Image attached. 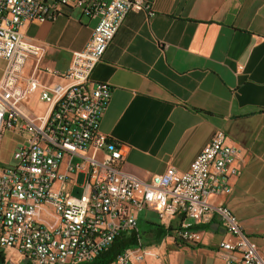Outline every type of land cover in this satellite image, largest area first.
<instances>
[{"label":"built area","instance_id":"2783aa9c","mask_svg":"<svg viewBox=\"0 0 264 264\" xmlns=\"http://www.w3.org/2000/svg\"><path fill=\"white\" fill-rule=\"evenodd\" d=\"M64 8L98 21L62 74L42 66L46 47L28 41L22 28L26 22H55ZM130 12L155 15L145 0H0V60L6 63L0 137L4 130L26 136L14 163L0 166V254L13 249L36 264L90 263L116 238L136 231L139 215L149 210L168 228L172 219L183 218L171 239L184 245L201 243L197 228L218 214L229 234L218 246L224 264H264L233 212L209 202L229 195L232 178L240 174L234 163L242 152L227 144L223 132H216L188 171L168 168L149 181L123 171V146L102 134L112 88L92 84L91 77ZM39 74L62 82L50 84ZM35 95L48 104L44 115L30 108ZM133 250L116 263L158 257Z\"/></svg>","mask_w":264,"mask_h":264},{"label":"crops","instance_id":"0c3cea01","mask_svg":"<svg viewBox=\"0 0 264 264\" xmlns=\"http://www.w3.org/2000/svg\"><path fill=\"white\" fill-rule=\"evenodd\" d=\"M145 1L155 15L128 13L92 74V84L112 88L100 130L123 146V171L144 181L168 168L188 171L216 132H223L227 144L242 152L234 163L240 174L232 178L229 195L209 202L233 212L264 259V0ZM97 21L64 8L55 22H26L22 32L46 47L42 66L64 74ZM25 142L24 134L4 130L0 166L12 165ZM152 213L157 220L147 217L138 227L140 244L133 251L158 257L130 264H224L218 246L229 234L218 214L197 228L201 243L184 245L171 239L183 218L172 219L168 228ZM4 260L36 264L13 249Z\"/></svg>","mask_w":264,"mask_h":264},{"label":"trees","instance_id":"16d2710c","mask_svg":"<svg viewBox=\"0 0 264 264\" xmlns=\"http://www.w3.org/2000/svg\"><path fill=\"white\" fill-rule=\"evenodd\" d=\"M160 228L162 230V227ZM139 244V232L136 230L130 234L116 238L110 247L103 250L95 260L86 264H114L127 250L135 249ZM0 264H6L4 254H0Z\"/></svg>","mask_w":264,"mask_h":264},{"label":"rangeland","instance_id":"374dc122","mask_svg":"<svg viewBox=\"0 0 264 264\" xmlns=\"http://www.w3.org/2000/svg\"><path fill=\"white\" fill-rule=\"evenodd\" d=\"M3 68H4V62L0 61V76L3 72ZM27 69H30V68L28 67ZM27 71H29V70H27ZM30 108L35 114L44 115L47 108H48V104L44 101H41L40 99H37L30 104ZM73 195L78 196L79 193L78 194L74 193ZM147 217L152 218L155 221L157 220V217L154 213H152L151 211H144L142 214V217H141L142 219H140V221L138 223L139 228H142L144 226L143 222L146 221ZM48 219H50V218H48Z\"/></svg>","mask_w":264,"mask_h":264}]
</instances>
